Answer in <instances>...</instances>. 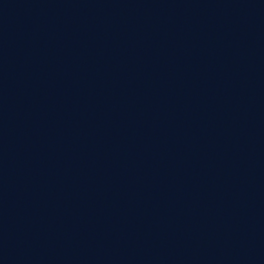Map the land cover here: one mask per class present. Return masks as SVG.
<instances>
[{"label":"water","instance_id":"1","mask_svg":"<svg viewBox=\"0 0 264 264\" xmlns=\"http://www.w3.org/2000/svg\"><path fill=\"white\" fill-rule=\"evenodd\" d=\"M186 48L264 115V0H115Z\"/></svg>","mask_w":264,"mask_h":264}]
</instances>
